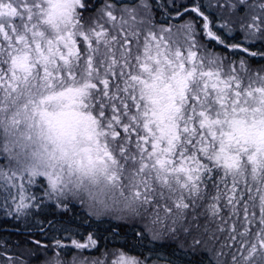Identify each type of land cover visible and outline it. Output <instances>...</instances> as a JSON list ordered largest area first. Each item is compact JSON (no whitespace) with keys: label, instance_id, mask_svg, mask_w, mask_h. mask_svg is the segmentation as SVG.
<instances>
[{"label":"snow or ice","instance_id":"1","mask_svg":"<svg viewBox=\"0 0 264 264\" xmlns=\"http://www.w3.org/2000/svg\"><path fill=\"white\" fill-rule=\"evenodd\" d=\"M0 264H264V0H0Z\"/></svg>","mask_w":264,"mask_h":264},{"label":"trees","instance_id":"2","mask_svg":"<svg viewBox=\"0 0 264 264\" xmlns=\"http://www.w3.org/2000/svg\"><path fill=\"white\" fill-rule=\"evenodd\" d=\"M2 219L3 218L0 217V221H2ZM5 229H8V231H12L10 225L0 223V237H3L5 239H9V240H15L16 237L15 236H8L7 232H5ZM0 243H2V241H0Z\"/></svg>","mask_w":264,"mask_h":264}]
</instances>
